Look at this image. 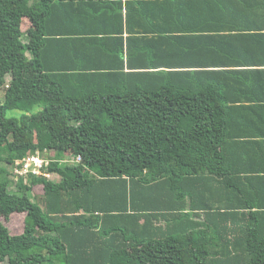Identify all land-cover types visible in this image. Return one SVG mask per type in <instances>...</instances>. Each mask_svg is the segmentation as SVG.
Listing matches in <instances>:
<instances>
[{
	"label": "trees",
	"instance_id": "1",
	"mask_svg": "<svg viewBox=\"0 0 264 264\" xmlns=\"http://www.w3.org/2000/svg\"><path fill=\"white\" fill-rule=\"evenodd\" d=\"M257 6L0 0V214L28 215L20 235L0 217V264H264V206L229 160L264 132ZM47 150L58 181L2 183Z\"/></svg>",
	"mask_w": 264,
	"mask_h": 264
},
{
	"label": "crops",
	"instance_id": "2",
	"mask_svg": "<svg viewBox=\"0 0 264 264\" xmlns=\"http://www.w3.org/2000/svg\"><path fill=\"white\" fill-rule=\"evenodd\" d=\"M205 1V0H203ZM125 2V0H124ZM258 6L255 9V14L259 16L258 24L260 28L256 32L264 33V0H256ZM252 13L251 11H248ZM254 13V12H253ZM27 25V24H26ZM261 29V30H260ZM256 53L261 52L260 50H254ZM261 130L256 136L240 137L236 141L243 148L240 153H236L232 150L229 160L232 163V168L240 171L241 178H248L251 180L248 186H241L240 189H246L249 192L251 198L255 200L251 201L248 198L249 203L255 204L256 208L264 206V135ZM249 136V135H248ZM235 139V138H234ZM232 158L235 160L233 162ZM243 185V184H241ZM242 203V198H241ZM260 205H259V204Z\"/></svg>",
	"mask_w": 264,
	"mask_h": 264
},
{
	"label": "rangeland",
	"instance_id": "3",
	"mask_svg": "<svg viewBox=\"0 0 264 264\" xmlns=\"http://www.w3.org/2000/svg\"><path fill=\"white\" fill-rule=\"evenodd\" d=\"M26 20H27V22H26ZM30 26H31V24H30L28 18H24L23 19V30L27 31L30 28ZM4 95H5V91L3 89H0V104L3 103V101H4ZM10 142L12 143V145H15L16 147L21 146V143L17 140V138L14 134L10 135ZM39 153H40V155L42 154V157L46 158L50 162V164L52 162L56 161L55 160L56 155L53 151L47 150L44 153H41L39 151ZM64 158H65V160L62 161L63 165L73 162L72 156L70 154H66ZM76 162L78 163L77 159H76ZM5 167L9 168L10 174L6 177L5 181H2V183L8 185L7 187L11 192H13V191L17 192L18 191L17 182L20 178L23 177L25 179L26 184L29 183V181H30L29 177L27 175H25L24 173L22 175L21 173L18 172L19 169H17L16 163H15L14 167H11L10 165H7ZM49 174H50V176L48 178L49 180H51V181H58L59 180V177L57 175H55L53 173L51 174L50 172H49ZM43 193H44V186L43 185H37L34 187V192H33L32 196L34 197L35 200L36 199L41 200L40 197L42 196ZM15 208H16L15 212H13L11 214L1 213L0 217H1V220L4 221V223L8 226V228L10 229V231L13 235H20V234L26 232V230H27L26 218L28 215H27V213L22 212L21 209H19V207H15ZM139 252H142V251H139ZM136 253H138V252L133 251V254H136ZM144 257L145 256H142L141 258L143 259Z\"/></svg>",
	"mask_w": 264,
	"mask_h": 264
},
{
	"label": "built area",
	"instance_id": "4",
	"mask_svg": "<svg viewBox=\"0 0 264 264\" xmlns=\"http://www.w3.org/2000/svg\"><path fill=\"white\" fill-rule=\"evenodd\" d=\"M77 161L81 162V158L78 157ZM15 163L17 169H19L18 172L22 175L24 173L25 175L33 174L36 176L44 174L48 178L50 176L49 172L47 171L50 162L46 158L42 157V154L40 155L39 152L37 154H30L24 159L17 160Z\"/></svg>",
	"mask_w": 264,
	"mask_h": 264
}]
</instances>
